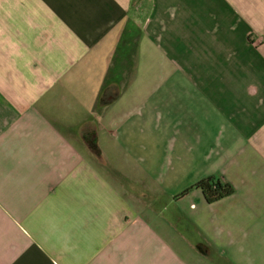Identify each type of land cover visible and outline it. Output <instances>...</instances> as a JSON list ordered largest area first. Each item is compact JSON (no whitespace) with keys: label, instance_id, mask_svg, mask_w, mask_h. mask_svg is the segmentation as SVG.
<instances>
[{"label":"crops","instance_id":"0c3cea01","mask_svg":"<svg viewBox=\"0 0 264 264\" xmlns=\"http://www.w3.org/2000/svg\"><path fill=\"white\" fill-rule=\"evenodd\" d=\"M0 264H264V0H0Z\"/></svg>","mask_w":264,"mask_h":264},{"label":"trees","instance_id":"16d2710c","mask_svg":"<svg viewBox=\"0 0 264 264\" xmlns=\"http://www.w3.org/2000/svg\"><path fill=\"white\" fill-rule=\"evenodd\" d=\"M195 187V189L201 190L204 200L207 203H214L219 199L228 197L234 193V188L223 177L208 175L196 183H193L189 188L183 191L186 193L189 189ZM182 193V194H183Z\"/></svg>","mask_w":264,"mask_h":264},{"label":"rangeland","instance_id":"374dc122","mask_svg":"<svg viewBox=\"0 0 264 264\" xmlns=\"http://www.w3.org/2000/svg\"><path fill=\"white\" fill-rule=\"evenodd\" d=\"M170 206H171V204H170ZM164 212V215L167 217V215H168V213H172V212H174V210L172 211V209H168V210H164L163 211ZM183 219H180V218H176V221H175V225H176V229L179 231V232H182L183 233V229H184V223H186L187 224V221H182ZM191 229V228H190ZM189 231V230H188ZM186 237L187 238H193V239H197V237H193V235L191 236L190 235V232H188V235L186 234Z\"/></svg>","mask_w":264,"mask_h":264}]
</instances>
